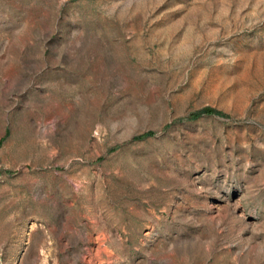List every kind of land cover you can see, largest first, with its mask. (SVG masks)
<instances>
[{
  "label": "rangeland",
  "instance_id": "rangeland-1",
  "mask_svg": "<svg viewBox=\"0 0 264 264\" xmlns=\"http://www.w3.org/2000/svg\"><path fill=\"white\" fill-rule=\"evenodd\" d=\"M0 258L264 264V0H0Z\"/></svg>",
  "mask_w": 264,
  "mask_h": 264
},
{
  "label": "trees",
  "instance_id": "trees-1",
  "mask_svg": "<svg viewBox=\"0 0 264 264\" xmlns=\"http://www.w3.org/2000/svg\"><path fill=\"white\" fill-rule=\"evenodd\" d=\"M201 114H219V115H222L223 112L219 109H216L214 107H211V106H205L197 111H194L192 112L189 117L190 118H195V117H198L200 116ZM152 134V131H148L144 134H142L141 136H146V135H150Z\"/></svg>",
  "mask_w": 264,
  "mask_h": 264
},
{
  "label": "water",
  "instance_id": "water-1",
  "mask_svg": "<svg viewBox=\"0 0 264 264\" xmlns=\"http://www.w3.org/2000/svg\"><path fill=\"white\" fill-rule=\"evenodd\" d=\"M0 264H2L1 258H0Z\"/></svg>",
  "mask_w": 264,
  "mask_h": 264
}]
</instances>
